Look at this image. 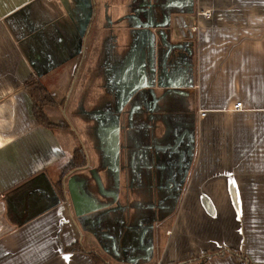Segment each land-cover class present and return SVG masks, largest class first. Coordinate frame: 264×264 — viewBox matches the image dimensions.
<instances>
[{"label": "crops", "instance_id": "0c3cea01", "mask_svg": "<svg viewBox=\"0 0 264 264\" xmlns=\"http://www.w3.org/2000/svg\"><path fill=\"white\" fill-rule=\"evenodd\" d=\"M30 78L60 103L51 118L70 131L37 124ZM166 95L187 105L176 146L191 126L180 201L165 210L171 188L148 186L131 162L137 195L162 201L148 224L121 230L113 216L132 193L114 191L122 175L113 163L121 146L145 172L153 158L144 138L150 147L171 140ZM79 146L88 166L67 177L61 200L54 184ZM89 150L112 162L91 168ZM131 249L154 251L145 264H194L224 249L264 264V0H0V264H95L93 255L124 264ZM201 264L238 261L225 253Z\"/></svg>", "mask_w": 264, "mask_h": 264}, {"label": "rangeland", "instance_id": "374dc122", "mask_svg": "<svg viewBox=\"0 0 264 264\" xmlns=\"http://www.w3.org/2000/svg\"><path fill=\"white\" fill-rule=\"evenodd\" d=\"M188 8H189L188 6H185L180 9H183L186 11L188 10ZM161 28L163 29L165 27H161ZM92 30H93V27H92ZM151 38L154 41V37L152 36ZM97 50H98V53L100 54L99 49ZM181 59L183 63H186L184 58H181ZM109 88L112 89V86ZM93 89H94V94H95V87ZM154 95H156L155 92L153 91V94L151 92L150 98H152V100H154ZM165 97H166V102L164 103L165 108L163 110L167 114V116L171 119V123L173 124V126L176 127L174 129V134L171 140H169V142H167L166 144L164 145L156 144L152 147H150V143H149L151 140L150 135L146 136L143 140V146L145 150L143 151L147 152L146 150H148L149 152V149H150L151 151L149 152V155L151 156L150 158H153V159H150L151 162H147L150 165L148 166L149 168L146 169V178L148 180V186H154L156 184L155 183L156 181L158 186H160L161 184L164 188H169V189L171 188L172 190V193L169 194L170 198L163 200L164 209L171 212L172 210L176 209L180 201V199H176L173 196L175 194L174 193L175 189L180 188V191H181V188H182L181 185L184 180V177L187 174L188 170L190 169V166L192 164L190 160L192 156L193 147H192V141H191V135H190L191 126H188V125H187L186 131L183 132L182 141L180 142L178 146H176V138H177V134L179 131V126L183 125L184 116L188 115L186 111L187 105L184 104L185 102L182 103L181 101H179L176 96L171 97L169 95H166ZM124 111H125V107L120 116L123 117ZM152 111L153 113L150 114L152 119L151 121H148L147 123H148L149 128L152 130L155 136V134L157 133L156 128L162 129L159 124L160 120L157 119V114L161 110L159 109V107L158 108L155 107L154 109H152ZM120 116L119 118L115 119V124L117 127L122 129L124 126L123 124L124 120L122 123V119L120 118ZM174 116H179L183 118L174 117ZM127 120L128 118L125 119L126 122ZM112 121L113 120H111V124H112ZM85 127H86V124H84V133H86L85 141H87L88 143H91L92 142L91 133ZM121 150H122V154L121 153L119 154V160L117 163L118 167H116L115 162L113 163V171L115 173V176H118L119 174L122 175L121 181L120 182L116 181L115 183H112V187H114V191H117V192L127 191V192H131L132 194L128 199L119 201V203L123 204V207H122L123 210L121 212L119 211V213L115 212V215H114V209H115L114 208L110 212V216L112 217L114 215L113 218H115V220H112V221L115 222V224L121 230L126 229V228L135 230L139 228L141 224H145V223L148 224L151 221L153 216H155L156 209L159 210L160 200L159 198H157L156 200V196H154L153 193H151V190L149 193V198L147 199H142L140 198L139 195H137L139 185L137 184V182H135L132 169L131 168L127 169L126 167L129 156L131 154L134 155L135 152L134 151H131V152L124 151V148L122 149V147L120 146V151ZM88 156H89V160L91 161L90 162L91 168L93 169L95 168L93 166L95 162H101V163H104L107 161L112 162L111 159H106L104 157L99 158L98 156H95V159H93V155L90 150L88 151ZM162 166H163V170L161 169ZM102 168L107 169L106 164H104ZM94 173H95V170L94 172H92V174ZM158 193H155V194H158ZM146 200L148 201V204H149L148 207H145L142 205V202L144 201L146 202ZM116 201L118 202V200ZM170 218L171 216L167 217L163 221L165 225L166 224L169 225L168 219ZM127 252H128V255L125 256L124 258V264H129L126 262V259L128 258L130 259L134 257H136L135 262L130 263V264H145L146 262L152 261L151 257L154 256V251L150 253L149 256L148 255L146 256V253H142V252H140V255L138 256L136 252L133 251L132 249L127 250Z\"/></svg>", "mask_w": 264, "mask_h": 264}, {"label": "trees", "instance_id": "16d2710c", "mask_svg": "<svg viewBox=\"0 0 264 264\" xmlns=\"http://www.w3.org/2000/svg\"><path fill=\"white\" fill-rule=\"evenodd\" d=\"M24 89L31 99L32 115L37 124L54 133L70 131V126L64 120L58 119L54 121L51 118L52 114H57L59 111L60 103L57 102L50 91L45 88L39 80L30 78L25 82ZM87 166L88 159L85 150L80 146L75 148L67 163L62 166L60 176L54 184L55 191L61 200L65 197L64 185L67 177L76 171L87 168ZM77 245L78 244H76V246L73 245L70 250L75 251L79 249L80 247ZM225 253L234 255L237 258L238 264H248L241 254H238L234 250L227 249L219 250L211 254H204L201 257L195 258L192 263L201 264L209 257L223 255ZM92 258L95 264H107L106 261L97 255H93Z\"/></svg>", "mask_w": 264, "mask_h": 264}, {"label": "flooded vegetation", "instance_id": "af4514ba", "mask_svg": "<svg viewBox=\"0 0 264 264\" xmlns=\"http://www.w3.org/2000/svg\"><path fill=\"white\" fill-rule=\"evenodd\" d=\"M150 142H151V140H150ZM149 142V143H150ZM135 146H139V141H138V145H137V143L135 144ZM128 162V166H127V169H129V168H131V162H135V164L137 165V166H139V168H140V170L143 172L141 175H144L145 177H146V171L144 172V169H143V166L142 165H139V160H136V161H134V160H132L131 159V161H127ZM148 166H150L149 164H148ZM147 168H149V167H147ZM161 169L163 170V166L161 167ZM134 170H135V167H132V173H134ZM156 182V181H155ZM157 184V183H156ZM155 184V185H156ZM171 193V191L169 192V194ZM169 198H170V195L168 196ZM128 199V198H127ZM123 200H126V199H123ZM156 200H157V198H156ZM160 200V199H159ZM119 201H121V200H119ZM160 201H162V200H160ZM146 206L145 207H148V201L146 200ZM118 206H117V209L118 210H120V211H122L123 209H122V207H123V204L122 203H118L117 204ZM157 210V209H156ZM146 224V223H145ZM141 225H143V224H141Z\"/></svg>", "mask_w": 264, "mask_h": 264}, {"label": "built area", "instance_id": "2783aa9c", "mask_svg": "<svg viewBox=\"0 0 264 264\" xmlns=\"http://www.w3.org/2000/svg\"><path fill=\"white\" fill-rule=\"evenodd\" d=\"M205 15H208V13H204ZM234 110H240L242 109V104L241 103H237L234 105L233 107ZM203 115V114H202Z\"/></svg>", "mask_w": 264, "mask_h": 264}, {"label": "water", "instance_id": "95a60500", "mask_svg": "<svg viewBox=\"0 0 264 264\" xmlns=\"http://www.w3.org/2000/svg\"><path fill=\"white\" fill-rule=\"evenodd\" d=\"M144 26L145 28H151V25L150 24H145V25H142ZM73 192V191H72ZM74 194V193H73Z\"/></svg>", "mask_w": 264, "mask_h": 264}]
</instances>
